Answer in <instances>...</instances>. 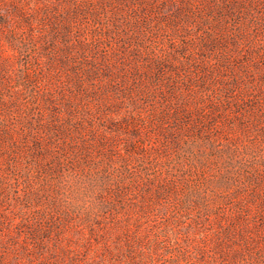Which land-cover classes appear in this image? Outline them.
Masks as SVG:
<instances>
[{
    "label": "rangeland",
    "instance_id": "rangeland-1",
    "mask_svg": "<svg viewBox=\"0 0 264 264\" xmlns=\"http://www.w3.org/2000/svg\"><path fill=\"white\" fill-rule=\"evenodd\" d=\"M0 131V264H264V0H0Z\"/></svg>",
    "mask_w": 264,
    "mask_h": 264
},
{
    "label": "trees",
    "instance_id": "trees-1",
    "mask_svg": "<svg viewBox=\"0 0 264 264\" xmlns=\"http://www.w3.org/2000/svg\"><path fill=\"white\" fill-rule=\"evenodd\" d=\"M249 8L250 7H248V10H249ZM246 9V8H245ZM244 9V10H245ZM242 13H244L243 11H242ZM145 25H146V23H148L147 21L146 22H143ZM58 31L61 33V32H63V33H66V31L65 30H61V29H58ZM60 33H58V34H60ZM67 34V33H66ZM63 35H65V34H63ZM206 38V36H204V43H206V45H205V47H207L208 46V44L209 43H211V42H213V39H210L209 37H207L208 39H205ZM208 40V41H207ZM50 48V46H49V44H48V49ZM36 49H37V51H36V53L34 54V56H33V59L35 60V62H37V63H39V61L41 60V58L43 57V52L42 51H40L39 50V48H38V46L36 47ZM46 58H47V60L49 61V62H53L54 61V59H55V54H52V53H50V54H47V56H46ZM59 61H63L64 62V60L63 59H60ZM150 64H153V63H150ZM77 69H73L72 70V73L74 74V75H72V76H70L69 75V77H68V82L67 83H69V81L71 82V81H73L72 83L74 84V85H77V87L75 86V89L74 90H72L71 88L70 89H66V91H67V95H66V97H68V98H65L64 99V106L65 107H68L69 108V111L71 110V108H73L74 110H77L78 108H81V107H83V106H87L88 104H84V103H82L81 105L80 104H78V103H80L81 101H82V98L84 99V97L85 96H87V95H85V92H83V79H84V77L83 78H80L82 75H78V74H80V73H78L77 74ZM94 73V72H93ZM30 76H26V75H22V80H23V82L24 83H26V85H28V86H33L32 88H36V90L35 91H33L34 93H35V95L37 96L38 95V97L39 96H41V88H40V86L39 85H36V84H38L37 83V81L36 80H33V79H31V78H29ZM76 79H78V80H76ZM38 86V87H37ZM94 86V85H93ZM34 88V89H35ZM38 88V89H37ZM64 90V89H63ZM14 92H12V95H14L15 93H16V91L15 90H13ZM53 92H57V91H54V90H52ZM90 94V95H89ZM88 94V96L89 97H91L92 95H91V93H89ZM45 96H46V94H45ZM53 95L52 94H49L48 95V97H47V103H49V105H51V106H54V105H57L56 103L55 104H53L54 103V99H53ZM93 97H95V95H93L92 96V98ZM74 100H76V101H78V103H73V101ZM77 105H80L79 107L77 106ZM52 111H53V117H55V116H58V111H56L55 110V108L54 109H52ZM73 116V112L71 111V115H69V117H67L66 118V120H65V122H63V124L65 123V124H68L69 122H71V121H68V119H70L71 117ZM49 122V123H48ZM48 122H47V124L42 128L43 130H45L48 134H50V135H52L53 137H54V140H56L57 142H55L54 143V148H56V150H59V151H61V152H63V150H64V148H66V145H67V142H64V140H62V138L64 137V135H62V133L64 132V130L65 129H63L64 128V126H63V124H56V123H58L55 119H54V121H53V119H50V120H48ZM61 123V122H60ZM63 126V127H62ZM0 133H3L2 131H0ZM34 147H35V144H34ZM39 146H36V148H38ZM12 148H15V146H13L12 145ZM53 167L52 168H49L50 169V171H53L54 169H56V162H53ZM16 165V164H15ZM14 165V166H15ZM16 167V166H15ZM160 235V234H159ZM168 235V234H167ZM161 237V236H160ZM154 240V239H153ZM173 245H175L174 243H173ZM160 246V245H159ZM182 246V245H181ZM162 248H163V250H164V248H165V250H166V246H165V244H163L162 245ZM182 248H183V251L182 250H178V257L180 258V259H182V260H187V255H186V248H185V245H184V247L182 246ZM147 249L149 250V247H147ZM156 249H158L157 247H155V249H153V247H151V252H156L157 250ZM169 250V252H170V250H171V247L168 249ZM176 252H177V250H175ZM199 252L200 251H196V254L197 255H199ZM196 263V262H195ZM170 264H173L172 262H170ZM198 264H203V262H202V260L201 259H199V257H198Z\"/></svg>",
    "mask_w": 264,
    "mask_h": 264
},
{
    "label": "clouds",
    "instance_id": "clouds-1",
    "mask_svg": "<svg viewBox=\"0 0 264 264\" xmlns=\"http://www.w3.org/2000/svg\"><path fill=\"white\" fill-rule=\"evenodd\" d=\"M95 190H92L91 192L88 190L87 186L85 185L82 192L81 196L82 199L79 201L81 204L84 205L85 208H90L93 204L92 200V194Z\"/></svg>",
    "mask_w": 264,
    "mask_h": 264
}]
</instances>
